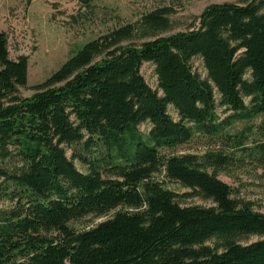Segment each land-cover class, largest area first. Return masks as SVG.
I'll return each instance as SVG.
<instances>
[{
	"label": "trees",
	"instance_id": "16d2710c",
	"mask_svg": "<svg viewBox=\"0 0 264 264\" xmlns=\"http://www.w3.org/2000/svg\"><path fill=\"white\" fill-rule=\"evenodd\" d=\"M174 11L156 8L140 26L165 30ZM198 18L139 45L122 43L139 24L121 25L86 42L32 96L19 93L28 57L12 59L0 31V201L12 203L0 207V264H264V212L219 178L234 157L224 147L175 152L197 138L231 139L235 121L264 115V0L214 2ZM218 106L232 112L222 118ZM197 196L212 204H185ZM115 209L90 228L69 224ZM249 235L262 238L238 242Z\"/></svg>",
	"mask_w": 264,
	"mask_h": 264
},
{
	"label": "rangeland",
	"instance_id": "374dc122",
	"mask_svg": "<svg viewBox=\"0 0 264 264\" xmlns=\"http://www.w3.org/2000/svg\"><path fill=\"white\" fill-rule=\"evenodd\" d=\"M246 0H0V31L8 35L10 57L17 59L28 57V82L19 87L22 96H32L38 91L37 85L46 81L61 65L86 42L127 23L139 24L134 35L124 40L123 44L139 45L156 36H166L181 30L196 27L202 11L214 2H237ZM171 6L175 11L170 15L171 24L165 30L156 33L146 32L140 26L142 16L156 8ZM99 56L98 58H100ZM191 64L202 77L207 76L203 59L196 56ZM147 82L158 89L155 65L145 62L141 69ZM250 77V73L246 75ZM217 101L220 95L216 92ZM217 111L223 118L232 111H225L218 106ZM169 112L175 119L179 115L173 106ZM150 123H142L140 129L147 133ZM232 137L218 138L217 141L194 139L180 145L175 152L203 153L210 148L224 147L233 157L226 168L219 171V178L229 183L234 196L251 201L256 210L264 212V115L252 119L237 120L227 128ZM73 150L67 148L72 157ZM75 164L82 171H87L78 159ZM169 189L185 192L178 182L166 181ZM185 204L211 205L210 200L201 197L186 199ZM12 206L10 201H0V207ZM118 209L104 215L89 214L70 221V226L81 230L95 226L112 217ZM260 235L238 238V242L248 244L261 239ZM217 238L206 242L216 247ZM221 250V249H220Z\"/></svg>",
	"mask_w": 264,
	"mask_h": 264
}]
</instances>
